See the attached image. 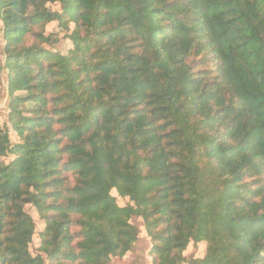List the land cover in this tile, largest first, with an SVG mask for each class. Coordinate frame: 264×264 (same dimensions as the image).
I'll list each match as a JSON object with an SVG mask.
<instances>
[{"label": "trees", "instance_id": "16d2710c", "mask_svg": "<svg viewBox=\"0 0 264 264\" xmlns=\"http://www.w3.org/2000/svg\"><path fill=\"white\" fill-rule=\"evenodd\" d=\"M0 23V264H107L132 217L153 264H264V0H0Z\"/></svg>", "mask_w": 264, "mask_h": 264}, {"label": "rangeland", "instance_id": "374dc122", "mask_svg": "<svg viewBox=\"0 0 264 264\" xmlns=\"http://www.w3.org/2000/svg\"><path fill=\"white\" fill-rule=\"evenodd\" d=\"M54 8V6H50ZM47 34H54L53 39L57 41L52 45H46L47 49L57 52L60 55H66L68 51L72 48L71 42L63 37V33L59 30L56 23H50L46 26ZM4 40H3V28L0 23V127H6L10 131V140L14 144L17 142V138L13 132H11V125L9 121V104L10 97L7 92V76L4 70V56H3ZM5 163L11 161V158L2 159ZM113 197H116L117 204L123 207L128 204V200L121 199L117 197L116 192L113 190L111 192ZM132 204V203H130ZM25 211L32 217L35 223V235L33 237L32 243L30 245V252L36 254V250L39 246L38 235L43 230L44 224L39 219L35 209L30 206L25 207ZM131 224L137 227L139 230L138 240L134 244L131 251L127 252L122 257H111L107 264H153V256L151 254L152 247L154 243L148 237L145 230L144 223L141 218L132 217L130 220ZM206 244L205 243H190L186 250L183 252V257L186 262L182 264H191L190 260H199L205 256Z\"/></svg>", "mask_w": 264, "mask_h": 264}]
</instances>
